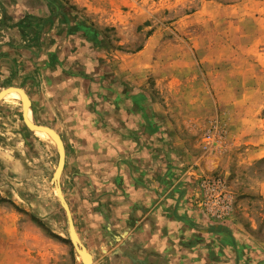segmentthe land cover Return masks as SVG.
Here are the masks:
<instances>
[{"label": "rangeland", "instance_id": "rangeland-1", "mask_svg": "<svg viewBox=\"0 0 264 264\" xmlns=\"http://www.w3.org/2000/svg\"><path fill=\"white\" fill-rule=\"evenodd\" d=\"M10 87L64 143L60 187L94 264H150L152 236L174 223L186 225L174 250L215 235L252 264L245 242L264 244V0H0V92ZM22 104L0 101V264H84L56 146L27 128ZM122 126L140 128L132 150Z\"/></svg>", "mask_w": 264, "mask_h": 264}, {"label": "crops", "instance_id": "crops-1", "mask_svg": "<svg viewBox=\"0 0 264 264\" xmlns=\"http://www.w3.org/2000/svg\"><path fill=\"white\" fill-rule=\"evenodd\" d=\"M123 82H125V80ZM123 82H122L123 85H121V91L117 93L120 98L118 100L123 101V103L127 102L126 104H128L129 102L131 101L133 102L136 100L135 93H131V90L128 87V86L134 87L135 83L134 81H126L127 84H124ZM135 114L136 113H133L132 117H135ZM139 130H140L139 127H130V126L127 127L122 126L120 129H118V132H120L119 134L121 135L118 137V144L122 145L123 151L126 149L132 150L134 148V145H136V142L138 141V137L136 134ZM140 142L141 140L139 141V143ZM145 144H148L147 146L151 145L150 142L144 144L142 143V145L146 146ZM129 145L131 148H127ZM170 149L172 150V146H166V150H170ZM147 151H148L147 154H145L147 156L143 155L142 158H145L144 160L146 163H148V165H153L154 160L150 157L151 156L150 151L149 150ZM131 155L133 157L140 158L139 155L135 156L133 153H131ZM136 161L137 163H139L138 159H136ZM142 170L146 171L145 169ZM144 171L142 174H140L138 181H140L141 179L144 180L145 178H150V175L144 173ZM260 194L264 199V181H262L260 184ZM165 209L154 208L153 213H160L161 211L163 213H167L166 212L167 209L166 211ZM157 226H161V225L158 224ZM184 226L186 225L181 223L180 224L174 223L173 225L168 224V228L166 229L167 235H165V233L163 235L160 229L156 230L154 236H152L151 243L149 244V248L151 250V255L149 259L150 264H222V261L224 262V264H242L241 260H239L238 263V253L236 252V248H235L236 241L225 240L223 241V244H221L219 240H216L215 235H212L211 239L209 235L208 237H206L208 239L205 242L209 243L208 246H204L202 243L200 244L202 246H200V248H197L198 243L200 242L197 241L195 247L196 252H190L188 248L189 247L188 245L192 246L193 242L188 243L187 250L186 249L183 250L182 245L179 246V251L174 250L171 243L174 242L175 239H177L179 236L180 237L182 236V232L180 231L178 233L176 229L179 227L180 230L181 228H184ZM185 231L187 233V240H189L188 236L190 233L188 230ZM245 246H246L245 252H248V257H251V260H249V262L252 261V264H264L263 243L262 245L257 243H252V245H250V241H249V245L247 242H245ZM243 264H247L245 260L243 261Z\"/></svg>", "mask_w": 264, "mask_h": 264}, {"label": "water", "instance_id": "water-1", "mask_svg": "<svg viewBox=\"0 0 264 264\" xmlns=\"http://www.w3.org/2000/svg\"><path fill=\"white\" fill-rule=\"evenodd\" d=\"M8 91L9 92L10 91H15V92L17 91L18 93H20V95L22 97V102H23L22 105H23V109H24V111H23L24 122H25L27 128L33 133H35L36 131H43L44 133H47L48 135H50L55 141L56 149H57V152L59 155V163H58V167L56 169L53 181L56 184V193L58 195L60 204L66 213L72 244H73V247H74L75 251L77 252V254L80 256V258H82V263L94 264L93 260L90 258L91 256L85 252L86 250L80 248L78 245L71 210L67 204V201H66V199L63 195L62 189L60 187V180H61V177H62V174L64 171L65 158H66L64 143H63L60 135L55 130H53L52 128L47 127V126L38 125L34 122L27 121V119L25 118L24 112L29 105L31 106V101H30V99H29V97L25 91L21 90L20 88H14V87L7 88V89L2 90L0 92V101H2V99L6 95L5 92H8Z\"/></svg>", "mask_w": 264, "mask_h": 264}, {"label": "bare ground", "instance_id": "bare-ground-1", "mask_svg": "<svg viewBox=\"0 0 264 264\" xmlns=\"http://www.w3.org/2000/svg\"><path fill=\"white\" fill-rule=\"evenodd\" d=\"M5 93H6V95L4 96L2 101H9V100H12V99L22 100V97H21L20 93H18L17 91L16 92L15 91H10V92L8 91V92H5ZM30 107L31 106L29 105L24 113H25V118L27 119V121L33 122V119H32V116H31ZM35 135L37 137H39L41 140L49 141V142L53 143L56 146L54 139L50 135H48L47 133H44L43 131H36ZM85 252L87 254H89L91 256L90 258L93 260L92 255L89 252H87V251H85ZM80 260L82 261V258H80Z\"/></svg>", "mask_w": 264, "mask_h": 264}, {"label": "built area", "instance_id": "built-area-1", "mask_svg": "<svg viewBox=\"0 0 264 264\" xmlns=\"http://www.w3.org/2000/svg\"><path fill=\"white\" fill-rule=\"evenodd\" d=\"M220 197H221V195H220Z\"/></svg>", "mask_w": 264, "mask_h": 264}]
</instances>
